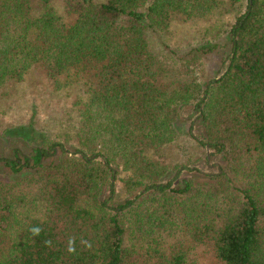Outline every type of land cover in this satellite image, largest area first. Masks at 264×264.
I'll list each match as a JSON object with an SVG mask.
<instances>
[{"label":"trees","instance_id":"16d2710c","mask_svg":"<svg viewBox=\"0 0 264 264\" xmlns=\"http://www.w3.org/2000/svg\"><path fill=\"white\" fill-rule=\"evenodd\" d=\"M30 76L61 129L4 131L38 143L0 157V264H264V0H0V102Z\"/></svg>","mask_w":264,"mask_h":264},{"label":"rangeland","instance_id":"374dc122","mask_svg":"<svg viewBox=\"0 0 264 264\" xmlns=\"http://www.w3.org/2000/svg\"><path fill=\"white\" fill-rule=\"evenodd\" d=\"M219 67L216 58H211L206 66L207 75L215 76L218 73L215 71ZM35 83L39 84L38 86H32ZM42 85V87H41ZM18 92L14 95V100L11 98L9 100H3L0 102V157H8L11 156L12 148H19L20 150H27L24 147L30 148L31 146L38 143L36 138H28L24 137L21 134H16V132H6L5 130L8 128L16 127L23 124H28L34 121L33 128H35L41 134H44L46 138H52L61 128L59 125V121H56V126L54 127V120L52 118L49 119L48 112L46 110L41 109V99L45 98L46 93L50 90V85L46 82V80H41L38 78L37 80L33 79V76H30L26 79L25 82L18 84ZM41 88V89H40ZM12 100V101H11ZM34 113V114H33ZM31 115H35L33 120H29ZM184 119H180L177 123V129L179 132L182 131L181 134H185L186 137H181L177 140L176 144L172 147V152L175 155V158L184 160L189 159L191 156V149L193 147L192 140L187 138L186 132L189 127V121L192 115L186 112L182 115ZM35 130V131H36ZM34 131V134H35ZM200 129L198 126H194L192 129V134L197 138L200 134ZM16 137L18 139H13ZM7 138V139H6ZM64 143L65 148H69L70 144H73L72 140L68 142L62 141ZM15 144V145H14ZM189 155V156H188ZM178 160L175 164V167L178 166ZM203 160V159H202ZM214 161L212 158L209 160V165L218 162L217 159ZM192 163V162H190ZM170 165L169 163H166ZM174 164L171 165L170 170ZM199 169L201 170V174L204 175L208 171L204 166L199 165ZM211 170L214 168H210ZM132 169H124L118 168L114 169V179H113V198L112 205H116L118 202H121L124 199L132 198L134 194L130 191H126V188L123 187L122 178L131 177ZM173 171H170L169 178H172ZM191 176V172L181 171L179 175L178 182L187 179ZM108 194V191L106 192ZM116 194V195H115ZM138 194V193H137Z\"/></svg>","mask_w":264,"mask_h":264},{"label":"clouds","instance_id":"9594fccd","mask_svg":"<svg viewBox=\"0 0 264 264\" xmlns=\"http://www.w3.org/2000/svg\"><path fill=\"white\" fill-rule=\"evenodd\" d=\"M34 234H38V230H33ZM46 243L50 244V241H46ZM69 253H74L75 252V248L73 246V242L70 240L69 241V248H68Z\"/></svg>","mask_w":264,"mask_h":264}]
</instances>
